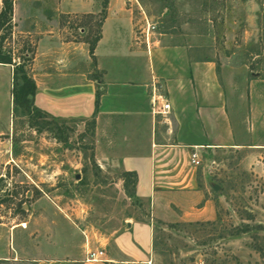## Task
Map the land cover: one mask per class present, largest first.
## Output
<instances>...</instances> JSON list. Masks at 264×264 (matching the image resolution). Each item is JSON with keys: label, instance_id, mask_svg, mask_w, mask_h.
<instances>
[{"label": "crops", "instance_id": "obj_1", "mask_svg": "<svg viewBox=\"0 0 264 264\" xmlns=\"http://www.w3.org/2000/svg\"><path fill=\"white\" fill-rule=\"evenodd\" d=\"M99 6V0H13L11 19L25 25L19 30L34 39V105L78 128L92 119L95 164L99 170L134 172L133 194H125L119 176L116 191L95 194L88 204L92 218L86 221L80 209L66 203L62 208L40 207L43 197H49L39 196L21 221L24 227H8L9 232L20 230L26 251L20 241L10 249L2 247L0 253L10 255L0 264H157L152 247L156 223L215 219L216 203L223 202L224 195L214 179L225 172H212L208 163L225 168L238 152L264 156V78L250 72L243 85L241 68L197 56L194 48L164 33L146 50L134 40L141 15L127 0H107L92 62L86 43L60 40L57 22L62 15L95 14ZM0 67L6 68L9 82L10 67ZM93 69L100 74L97 83L88 77ZM151 82L170 106L166 114L150 112ZM96 84L100 95L94 111ZM9 86L4 124L12 112ZM192 150L199 157L197 166L189 162ZM80 159L62 163L76 166ZM10 162L14 164L12 156L3 165ZM46 214L62 222L60 252L58 243L35 232L41 226L39 217ZM97 249L103 251L101 260L83 261L85 251Z\"/></svg>", "mask_w": 264, "mask_h": 264}, {"label": "rangeland", "instance_id": "obj_2", "mask_svg": "<svg viewBox=\"0 0 264 264\" xmlns=\"http://www.w3.org/2000/svg\"><path fill=\"white\" fill-rule=\"evenodd\" d=\"M137 1L155 25V37L167 34L169 40L194 48L197 56L241 68L243 85L251 73L264 78V0ZM97 14L99 11L87 24L84 23L87 18L82 19L80 14L58 16L60 40L81 41L89 27L97 29L93 25ZM12 23L11 37L4 40V47H10L15 56L20 51L28 56V50L32 49L33 57V37L19 30L25 25ZM99 75L93 69L88 77ZM9 82L6 68L0 67V248L10 249L13 242L20 241L26 251L20 230L9 232L8 227L14 223L24 227L21 221H26L34 199L45 194L49 198L43 197L40 207L62 208V203H66L80 209L81 220H90L88 204L99 191H116L120 173L99 170L95 164L90 119L78 128L75 122L65 123L50 115L28 117L12 105L11 119L4 124ZM62 122L69 130L62 129ZM62 135L66 137L64 142L57 139ZM41 144L42 148L32 147ZM11 156L14 164L3 165ZM76 156H81L80 164L62 163ZM208 165L212 172L218 174L219 168L225 172L214 179L224 195V201L216 203L215 219L167 226L156 223L152 247L157 264H264V156L238 152L227 160L225 168L214 163ZM45 178L48 181L41 183ZM60 215L62 218V212ZM39 218L41 226L35 232L45 234L48 242L58 243L55 248L60 252L62 238L58 236L62 233L59 226L62 222L48 214ZM243 227L246 230L240 231ZM24 230L27 232V224ZM25 251L20 254L22 260L27 255ZM9 255L2 251L0 262Z\"/></svg>", "mask_w": 264, "mask_h": 264}, {"label": "trees", "instance_id": "obj_3", "mask_svg": "<svg viewBox=\"0 0 264 264\" xmlns=\"http://www.w3.org/2000/svg\"><path fill=\"white\" fill-rule=\"evenodd\" d=\"M12 2L13 0H0V64L8 65L10 67V87H9V95L11 99V103L13 106L18 107L21 111L29 116H36V117H45L48 114L41 109L37 108L33 103V96L35 92V83L33 78L31 77L30 73V66L32 61V49L28 50L29 48H25V50L30 51L28 56L24 55L23 51H20V55H14L12 49L10 47H4V40L11 37L12 33ZM107 0H100V10L98 19L96 22H93V25L97 26V29H93V27H89L86 35L82 38L81 41L86 43L87 45V53L88 56L93 60V48L96 41L100 35V25L101 21L105 15V6ZM74 17L77 14L73 15ZM80 17L87 18V21L84 23L87 24L90 20L95 17V14L92 13H83L79 15ZM83 23L80 21V25ZM17 58L18 60H15ZM96 83L99 81L97 78H93ZM100 95V90L97 88V84L94 90V99H93V106L94 111L98 105V98ZM90 125H93V120L90 119ZM62 129L69 130L67 126L64 125L62 122ZM63 133V130H62ZM58 141L64 142L66 140L65 135H62V138H57ZM122 178V187L124 192L127 196H132L133 194V185L135 182V173L132 171H122L120 173ZM246 228H241L240 231H245Z\"/></svg>", "mask_w": 264, "mask_h": 264}, {"label": "built area", "instance_id": "obj_4", "mask_svg": "<svg viewBox=\"0 0 264 264\" xmlns=\"http://www.w3.org/2000/svg\"><path fill=\"white\" fill-rule=\"evenodd\" d=\"M131 1L137 7L141 15V22L138 24L135 32V41L138 43H142L146 50H148L151 46L156 42L155 39V25L146 17L144 11L141 6L137 3L136 0H127ZM149 103H150V112L152 114H166L170 108L168 102H165L163 96L158 92V89L155 85V82H151L149 86ZM189 162L197 166L199 164L198 154L192 150L189 154ZM22 226L24 223H21ZM103 256V251L101 249L97 250H87L84 252L83 261H96L101 260ZM110 264V262H107Z\"/></svg>", "mask_w": 264, "mask_h": 264}]
</instances>
